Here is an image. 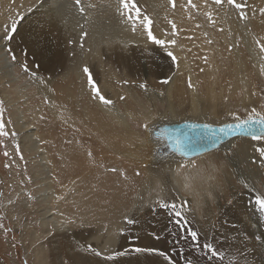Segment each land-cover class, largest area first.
Wrapping results in <instances>:
<instances>
[{
    "label": "rangeland",
    "instance_id": "obj_1",
    "mask_svg": "<svg viewBox=\"0 0 264 264\" xmlns=\"http://www.w3.org/2000/svg\"><path fill=\"white\" fill-rule=\"evenodd\" d=\"M91 1L94 7L100 2L110 4L108 10L123 22L125 35L131 32L147 38L142 25L133 31L131 23L118 15L117 0L114 4L111 0ZM208 1L167 0L156 3L152 12L135 0L142 16L152 21L157 38L175 39L169 50L176 63L178 59L187 62L178 69L167 64L164 59L171 58L155 46L154 56L163 58L154 69L145 63L140 71L135 65L126 71L123 63L113 60L118 57L114 47L107 53L104 47H85L91 32L81 27V22L75 25L81 31L78 43L74 42L76 31L62 27L64 39L57 35L50 38L53 50L37 51L42 48L37 45L44 46L45 40L31 36L27 41L22 31L37 23L41 0L30 5L19 2L16 20L0 19V37L17 22L13 39L0 40V102L7 133L0 137V264H80L72 238L88 264H263L251 237L254 227L248 221L253 211L264 236V207L258 203L264 199V157L256 150L250 152V161L241 148L262 147L264 141L237 138L194 160L154 159L150 129L158 122L221 125L264 116V52L260 50L264 45V16L260 13L264 0H236L245 6L244 19L226 0L221 5ZM92 29L97 34L95 27ZM81 42L82 50L76 46ZM3 51L14 64V76L3 69ZM24 63L35 79L22 71ZM98 64L104 68L97 70ZM85 67L111 105L93 98ZM66 69L72 71L66 73ZM104 71L105 83H101ZM163 79L169 83L162 84ZM142 83L143 89L139 87ZM101 85H107L108 91ZM18 112L24 113L25 122L20 121ZM23 125L36 133L32 141H39L45 151L49 174L41 163L42 154L28 151L31 142L24 140ZM227 156L233 164L222 174L220 168ZM163 165H176L174 179ZM147 168L162 170V177L150 178ZM173 180L181 185L171 188ZM159 203L175 207L162 209ZM45 211L54 212L49 213V220L43 216ZM115 211L117 216L111 222H97L102 213L108 216ZM176 212L186 219L181 221ZM90 214L91 221H76ZM65 220L74 221L67 224L71 230L59 232L58 225L61 228L60 222ZM189 229L199 234L201 245H211L217 255L213 257L207 247L194 248L187 236ZM89 246L101 255L88 251ZM135 248L156 250V256L150 251H131L113 260L104 259Z\"/></svg>",
    "mask_w": 264,
    "mask_h": 264
},
{
    "label": "bare ground",
    "instance_id": "obj_2",
    "mask_svg": "<svg viewBox=\"0 0 264 264\" xmlns=\"http://www.w3.org/2000/svg\"><path fill=\"white\" fill-rule=\"evenodd\" d=\"M35 1H40V0H0V19H5V18H11L12 20H16L19 17V14L17 13V9H18V4L20 2V5H30L32 3H34ZM100 0H98L99 2ZM141 2V4L146 5L147 7H149L151 9V11L153 12V9L155 8L154 5H157L156 3L159 4H163L165 3L167 0H139ZM205 1V0H204ZM208 1V0H207ZM114 0H111V3L114 4ZM209 2V1H208ZM92 3V1H88V0H81V6L85 9L84 13L81 14L79 9L74 5V0H41L40 6H39V10H38V16L36 17L37 19V23L33 24L31 29H24L22 31V34L27 38V41H30V37L33 36L36 39H40V40H45V44L44 46L42 45H37V51H43V52H47V50L50 48L51 50H53V46H52V41L50 38L52 35H57V37H61L64 39V35L62 32V27L64 29H67L68 27H70L71 29L76 31V38L74 39L75 43L79 42L80 39V33L81 31L79 30V27H75V25L77 26L79 24V22H81L82 24H84L83 27H85L88 31L91 32L90 35V39L89 42H85L84 45L85 47L90 46V48L92 50H100L101 47H104V53H107L106 51L111 48H113V51L115 52V54H117L118 57H114L113 60L118 62H121L125 65L126 71H132L133 69L131 67H133L134 65L136 66L135 70L139 69L138 71L142 70V67L145 65V63H148L149 68L154 69L156 65H158V63H160L161 58L163 57H155L157 56L154 53L157 51L155 45H153L152 43H150L147 38H140L138 33H134L131 34V32L128 35H125V25L123 24L122 21L118 20L115 16H112V14L110 13V11L108 10V6H110V4H107L105 2H100V4L98 5V7H88V5ZM69 5H72V7H69ZM162 6V5H161ZM40 23H44L43 26H40ZM62 25V26H61ZM81 25V24H80ZM92 27H95L97 34H95L92 29ZM81 29V27H80ZM66 36L69 37L70 33L68 30H66ZM104 40V41H103ZM65 41V40H64ZM171 41V40H170ZM55 44V43H54ZM81 44L83 45V43L81 42ZM81 44L76 45L80 50L81 49ZM94 44V45H93ZM47 46V47H46ZM192 46V45H191ZM4 47V45H2V48ZM83 47V46H82ZM86 51V48H85ZM171 51V50H170ZM177 51V50H176ZM160 53V50H159ZM157 53V54H159ZM1 55L3 56V69L5 70V73L8 76H14L15 71H14V64L9 61V58L5 56L4 51L1 53ZM161 56V55H160ZM166 60L167 64H169L171 67L175 68L177 67L180 68L181 65H187V62H180L177 60V63L173 64L171 59H164ZM133 62V63H132ZM144 63V64H143ZM147 65V64H146ZM98 69H103L104 66L101 64H98L95 66V68ZM161 67V66H160ZM96 68V69H97ZM97 69V70H98ZM151 69V70H152ZM162 69V68H161ZM69 71H72V69H66V73H68ZM127 73V72H126ZM105 78H106V74L105 71L101 74L100 73V82L101 83H105ZM123 78V77H122ZM171 78V77H170ZM126 78H124L125 80ZM126 81V80H125ZM102 86V85H101ZM103 89L106 88V90L108 91V87L107 85H103L102 86ZM102 89V90H103ZM103 92V91H102ZM194 93H196V90H193ZM214 92V91H213ZM109 99V98H108ZM111 100V99H110ZM110 112V111H109ZM115 112V111H114ZM19 114V119L21 122H25V115L23 112H18ZM112 113V112H111ZM108 114V112H107ZM117 119V118H116ZM249 119V118H248ZM246 120V119H245ZM242 121V120H240ZM233 122H237V121H233ZM172 123V122H171ZM203 123V122H202ZM230 123V122H229ZM175 124V123H172ZM22 125V123H21ZM19 125V127L21 126ZM158 125H163V124H155L151 129H150V135H151V139H152V131L158 126ZM214 125V124H211ZM24 128L23 130L25 131V141L27 142H31V149L28 151H34L35 153H40L42 154V160L41 163L43 165V168L45 171H47L46 173H50V168L47 165V157L45 156V151L39 147L37 142L32 141L35 137V134L33 132V128L29 127L28 125H23ZM20 128V129H22ZM23 132V131H22ZM28 137V138H26ZM240 138V137H237ZM234 138V139H237ZM232 139V140H234ZM246 139H250V138H246ZM231 141V140H230ZM229 141V142H230ZM152 142H154L155 144V150H154V159L156 161H160V162H168V160L165 159H160L159 156L160 154H165L164 158L167 157L168 159H171L170 161H174V159L178 158V159H183V160H191V159H186V158H182V157H178V156H174V154H171V156H169V152L167 148H164V145L162 143H158L159 141H154L152 139ZM227 144V143H226ZM225 145V144H224ZM224 145H222L221 147H223ZM220 147V148H221ZM261 147H243L241 148V150H244L245 152V156L247 159H249L250 161L253 160V157L250 156V152H254L256 150L259 151ZM218 150V149H217ZM226 150V149H224ZM240 150V149H239ZM216 151V150H215ZM236 151V150H235ZM158 152V154L156 155V153ZM161 152V153H160ZM213 152V151H212ZM228 152V151H227ZM225 152V153H227ZM240 152V151H238ZM160 153V154H159ZM210 153V152H209ZM234 153V152H233ZM243 153V152H242ZM207 154V153H205ZM241 154V153H240ZM204 155V154H202ZM200 155V156H202ZM217 155V154H216ZM227 155V154H226ZM244 155V154H241ZM200 156H196V157H200ZM232 156V155H231ZM244 156V157H245ZM258 156V155H257ZM171 157V158H170ZM195 157V158H196ZM214 157V156H213ZM243 157V156H242ZM241 157V158H242ZM258 158V157H257ZM224 162L221 166V172L222 174H224V172H226V168H228V166H230V164L232 165V158H230L229 156H227V158H223ZM244 159V158H242ZM246 159V160H247ZM213 160V159H212ZM234 160V159H233ZM256 160V159H255ZM258 160V159H257ZM262 160V158L260 159ZM169 161V162H170ZM235 161V160H234ZM244 161V160H243ZM213 162V161H212ZM246 162V161H244ZM254 162V161H253ZM256 162V161H255ZM264 162V161H263ZM227 163V164H226ZM236 163V162H235ZM262 164V162H260ZM216 163L213 162L212 166H216ZM241 164V163H240ZM176 165L173 166H166L163 165L162 167L164 168V170H166V172L168 173V175L170 177H172L174 179V173L176 172ZM237 166V164H236ZM238 166H239V162H238ZM217 167V166H216ZM240 167V166H239ZM161 168V167H160ZM248 168V167H247ZM158 169V168H157ZM162 169V168H161ZM214 169V167H212V170ZM231 169V166H230ZM244 169V168H243ZM216 170V168H215ZM162 170H150L149 168L146 169V172H148V176L150 178H153L154 176L159 177V179L162 177L161 174ZM218 171V168H217ZM216 171V172H217ZM240 171V170H239ZM244 171V170H241ZM252 171V170H250ZM255 171V170H254ZM259 171H261V169H259ZM258 171V173H259ZM52 172V171H51ZM256 172V171H255ZM262 172V171H261ZM230 173V172H227ZM233 173V172H231ZM250 173V172H247ZM263 173V172H262ZM164 174V173H163ZM246 173H242V178H244L243 176ZM177 175V174H176ZM235 175V174H234ZM257 175V172H256ZM253 176V175H252ZM251 177V176H250ZM241 178V177H240ZM149 179V178H148ZM261 179V177H260ZM254 181V180H253ZM260 181V180H259ZM176 182V184H175ZM256 182V181H255ZM49 184H51V180H49L48 182ZM248 183V182H247ZM258 183V182H257ZM60 184V183H59ZM176 185H181L180 183H178L176 180H173V185L172 186H176ZM264 186V185H263ZM146 187V186H145ZM180 187V186H179ZM211 187V186H210ZM257 187V186H256ZM177 188V187H176ZM143 189V188H142ZM145 189V188H144ZM250 189H254L253 187ZM258 191L259 189L256 188ZM262 189V188H260ZM264 189V187H263ZM172 191V190H170ZM180 191V190H178ZM65 191H63L64 193ZM177 192V191H176ZM253 192H255L253 190ZM180 193V192H179ZM55 194V193H54ZM53 194V197H56V195ZM168 194V193H167ZM255 194V193H254ZM264 195V194H263ZM193 198H194V194H192ZM182 197V196H181ZM262 198V197H261ZM65 199V198H64ZM66 201V200H65ZM70 202V201H69ZM80 203V202H79ZM82 207V206H81ZM190 207V206H189ZM49 213H54L53 211H45V213H43V216H45L46 220H49ZM61 213V212H60ZM106 213V212H104ZM104 213H102V217L99 221V223H104V222H111L112 220H114L117 216V213L115 211V214L112 215H108L106 216ZM257 215V214H256ZM60 216V215H59ZM82 216V215H81ZM88 218V219H87ZM87 218H84L82 216L81 220L78 218L76 219V221H78L79 223H87L89 221H91L93 219V214H90ZM259 218V217H258ZM68 219V218H67ZM260 219V218H259ZM264 219V218H263ZM53 220L55 222L58 223L57 218H53ZM260 221V220H259ZM249 224L251 226L254 227V232L251 233V237H253L254 240V244L256 245V248L258 251L261 252V256H262V261L264 260V236L261 235V233L259 232L260 229L258 227V220L255 219V215L253 213V211H251L250 216H249ZM98 223V224H99ZM244 224V223H243ZM109 225V224H108ZM112 227V226H111ZM70 227L65 224L63 227L59 228L58 225V231L61 232H70ZM245 235V234H243ZM250 236V235H249ZM249 240V239H248ZM252 241V240H251ZM71 243L72 248L75 250V254L79 255L80 260L79 263L80 264H88V263H84L82 260L83 258H81V249H80V245L78 244V242L72 238L71 239ZM109 243V242H108ZM107 243V244H108ZM110 244V243H109ZM106 245V246H109ZM115 244V243H114ZM253 244V245H254ZM240 246V245H239ZM71 248V249H72ZM104 249L101 247V251ZM223 249V247H222ZM110 250V249H109ZM104 251V250H103ZM113 251V250H112ZM256 251V250H255ZM74 251L72 250L71 253H73ZM109 252V251H108ZM111 252V251H110ZM129 253L131 251H128ZM127 252V254H128ZM149 252V251H148ZM152 252L153 255L156 256V250L155 251H150V253ZM132 253V252H131ZM130 253V254H131ZM250 253V252H249ZM91 254V253H90ZM107 254V253H106ZM70 256H72L73 254H69ZM108 255V254H107ZM85 259V258H84ZM94 261V260H93ZM168 261V260H167ZM107 264V263H105ZM109 264V263H108ZM164 264H170L166 261H164ZM264 264V261H263Z\"/></svg>",
    "mask_w": 264,
    "mask_h": 264
},
{
    "label": "snow or ice",
    "instance_id": "obj_3",
    "mask_svg": "<svg viewBox=\"0 0 264 264\" xmlns=\"http://www.w3.org/2000/svg\"><path fill=\"white\" fill-rule=\"evenodd\" d=\"M170 3L173 2V0H169ZM227 4L234 7L238 12H240L241 14V19L245 18V14L243 12V8L245 7L244 5L237 3L236 0H226ZM213 3L216 5H221L222 4V0H213ZM189 4H191V0H189ZM74 5L79 9L80 13L83 14L85 9L83 7H81V0H74ZM69 7H72V5H69ZM88 7H92V5H88ZM117 13L118 15L121 16L122 19L127 20L128 22L131 23V27L132 30L135 31L137 25H142L144 31L146 32L147 35V40L152 43L153 45L157 46L160 50H162L164 56L171 58V61L173 64L176 63V56L173 54L172 51H170V47L175 45L176 41L175 39L171 40V41H165L164 39H160L157 38L154 34L153 31L151 29V24L152 21L150 20V18L146 15L141 14L140 9L137 7V4L135 2V0H117ZM260 13L262 16H264V8L260 9ZM209 19H211V16L209 15ZM83 27V26H81ZM175 29L176 26L175 24L172 25V31L173 34H175ZM17 32V22L14 21L11 26L10 29H7L5 31V35L0 37V40L5 41V42H10L13 39V34H15ZM83 35H86V33H83ZM83 45L81 44V47ZM5 50L8 51L9 53H11V48L7 47V45L5 44ZM261 52H264V45H261L260 48ZM11 59L13 62L16 61V56L14 54L11 55ZM21 69L24 73L28 74L32 79H35V73H32L27 65V63H24L21 65ZM83 72L86 74L87 76V83L89 88L91 89L92 92V96L95 99H98L103 105L105 106H109L112 104V101L110 99H106L104 95L101 94V92L97 89L96 84L93 81V77L92 74L89 72V69L87 67H85L83 69ZM162 84H168L169 80L168 79H163L162 81H160ZM140 88H145V84H140L139 85ZM123 99V97H122ZM3 112H4V108H3V102H0V137L5 136L6 130H5V121L3 119ZM41 119H43V117H41ZM257 126L260 132V135H257ZM189 128H193V132L191 133H185L183 139H180L179 136L176 137L174 144H175V154H179L181 157H184L186 159H192L194 160L195 157H188V151L191 147V145L188 143L191 140H195L197 137V133L194 130V126L193 125H189ZM206 129H208V131L206 133H201L199 134L201 139H203L204 137H207L210 140L211 146L213 148H215L216 145V137H212L209 135V133L213 132L214 130L208 128V126H205ZM220 133L223 135H232L235 132H241V133H247L248 135H250L251 139L253 141H264V116H260L258 119H253L252 117H249V119L244 120L242 122L236 123L234 126L233 125H229L227 127H223L220 128ZM205 147H207V145H203ZM17 151H19V147L17 146ZM259 154L261 157H264V146H262L259 149ZM5 156L8 155L7 152L4 153ZM23 158V157H21ZM182 167L184 165H181ZM194 166V165H193ZM112 171H115V169H112ZM32 197L29 195V199H31ZM63 197H59L58 199H62ZM258 203H260L261 207H264V199H261L260 201H258ZM158 206L160 208H169L172 207L174 208L175 205H169L167 203H159ZM176 217H178L181 221L185 220V217L181 216V213L176 212L175 213ZM74 221L71 220H65V221H61L60 222V226L63 227L65 224H71ZM131 222V221H129ZM198 233L194 230H187V236L190 237V241L192 243V246L194 248H201V250L204 247L208 248L209 253L215 257L217 255V251L211 246V245H201L198 242ZM90 252H93L94 255L96 256H100L101 253L96 251L95 249L91 248V246L88 247L87 249ZM128 251H133L136 253H140V252H144V251H153V250H145V249H141V248H135V249H125L124 251H120L115 253V255H108L105 256L104 259L106 260H113L115 259L117 256H124L126 255V253ZM162 254V253H160Z\"/></svg>",
    "mask_w": 264,
    "mask_h": 264
},
{
    "label": "water",
    "instance_id": "obj_4",
    "mask_svg": "<svg viewBox=\"0 0 264 264\" xmlns=\"http://www.w3.org/2000/svg\"><path fill=\"white\" fill-rule=\"evenodd\" d=\"M260 116H254L252 117L253 119H258ZM247 120V119H246ZM244 121V120H242ZM242 121H237V122H230V123H223L221 125H211L209 123H202V122H196V121H184L181 123H166L163 125H158L153 131H152V139L154 141H159L158 143H162L164 145V148L168 149L169 156L171 154H174V156L181 157L179 154H175V144L174 141L177 136L180 137V139H183L185 133H191L193 132V128H189V125L194 126V130L197 133V137L195 140H191L188 143L191 145L189 151H188V157H196L200 156L205 153H209L212 151H215L219 149L222 145L228 143L230 140L240 137V138H250V135L247 133H241V132H235L232 135H223L220 133V128L227 127L229 125H235L236 123L242 122ZM208 126V128L214 130L213 132L209 133L210 136L216 137V145L215 148L211 146L210 140L207 137H204L201 139L200 135L201 133H206L208 129L205 128V126ZM257 135H260L258 126H257ZM207 145V147L203 146ZM161 153V152H160ZM159 153V154H160ZM158 152L156 153V155ZM165 154H160L159 158L160 159H168L167 157L164 158ZM184 158V157H182Z\"/></svg>",
    "mask_w": 264,
    "mask_h": 264
}]
</instances>
